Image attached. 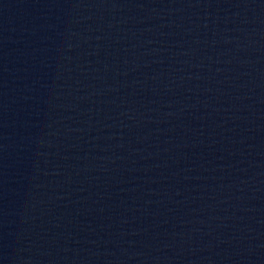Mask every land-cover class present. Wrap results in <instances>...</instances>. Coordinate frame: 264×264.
Returning <instances> with one entry per match:
<instances>
[{
    "label": "water",
    "instance_id": "95a60500",
    "mask_svg": "<svg viewBox=\"0 0 264 264\" xmlns=\"http://www.w3.org/2000/svg\"><path fill=\"white\" fill-rule=\"evenodd\" d=\"M77 0H0V15L49 7Z\"/></svg>",
    "mask_w": 264,
    "mask_h": 264
}]
</instances>
